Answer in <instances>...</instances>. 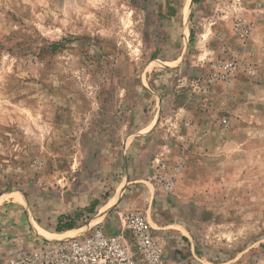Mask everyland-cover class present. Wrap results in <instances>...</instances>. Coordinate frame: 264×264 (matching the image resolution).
Instances as JSON below:
<instances>
[{
    "label": "rangeland",
    "instance_id": "obj_1",
    "mask_svg": "<svg viewBox=\"0 0 264 264\" xmlns=\"http://www.w3.org/2000/svg\"><path fill=\"white\" fill-rule=\"evenodd\" d=\"M187 1L0 0V264L114 195L176 264H264V0Z\"/></svg>",
    "mask_w": 264,
    "mask_h": 264
},
{
    "label": "built area",
    "instance_id": "obj_2",
    "mask_svg": "<svg viewBox=\"0 0 264 264\" xmlns=\"http://www.w3.org/2000/svg\"><path fill=\"white\" fill-rule=\"evenodd\" d=\"M236 27L242 28V23ZM157 185L171 191L175 175L165 161L158 163ZM121 225L99 223L82 235L62 240H40L9 256L6 264H172L166 244L149 217L138 210L121 214Z\"/></svg>",
    "mask_w": 264,
    "mask_h": 264
},
{
    "label": "crops",
    "instance_id": "obj_3",
    "mask_svg": "<svg viewBox=\"0 0 264 264\" xmlns=\"http://www.w3.org/2000/svg\"><path fill=\"white\" fill-rule=\"evenodd\" d=\"M190 31H188L187 30V32L185 33V39H189V36H190ZM164 192V191H163ZM166 193V192H165ZM115 196V195H114ZM114 196H112V197H114ZM112 197L107 201V202H105L104 204H101V206H100V208H99V210H98V212H97V214L94 216V218H92L91 220H90V222L89 223H87L86 225H81V224H76L73 228H70V229H65V230H62V231H57V227L54 229V230H52V229H47V228H45V230H47L49 233H51V237H46V236H43L42 235V237H39L38 238V240L40 241V240H62V239H67V238H72V237H76V236H79V235H82V234H84L85 232H88L89 230H91L95 225H97L98 224V220H99V223L101 222L100 220H104V218H105V216H106V214H108V212L113 208V206L115 205V203L117 202V198H116V201L115 202H113L109 207H107V209L105 210V212H104V214L102 215V216H100V217H98V214H99V211H100V209H101V207L102 206H104L106 203H108L111 199H112ZM24 203H22L21 202V205L19 206L23 211H24V205H23ZM25 210H26V208H25ZM142 210V209H141ZM143 213H145L149 218H150V220H151V223H152V225H153V227L155 228L154 230H155V232L158 234V233H160L158 230H163L161 233H168V238H170L171 236L169 235V233L170 232H173V233H175V236L176 237H178V244H182L181 243V238L179 239V237H181V236H184V230H185V228H183L182 226H180V225H178V224H174V223H169V224H167L166 222H163V221H160V220H156V217L154 216V214H153V212H152V208H151V206H148V208L146 209V210H143ZM60 219V218H59ZM19 220L20 221H22V217L21 218H19ZM95 222H97V223H95ZM58 223H59V221H58ZM92 224H94V225H92ZM92 225V226H91ZM91 226V227H90ZM110 226V225H109ZM170 226H172V227H170ZM110 227H112V228H116V225H111ZM169 228V229H168ZM170 228H172L171 229V231H170ZM19 230V229H18ZM70 232H73V233H70ZM2 239V238H1ZM4 239H5V237H4ZM12 241V240H11ZM38 242V241H37ZM36 242V243H37ZM165 242V241H164ZM32 244H35V242H31ZM30 243V244H31ZM26 244V243H25ZM166 244V253H167V257H168V259H169V261L171 262V263H175L176 264V260L174 261L173 259H172V257H170V246H167V243H165ZM27 245V244H26Z\"/></svg>",
    "mask_w": 264,
    "mask_h": 264
},
{
    "label": "bare ground",
    "instance_id": "obj_4",
    "mask_svg": "<svg viewBox=\"0 0 264 264\" xmlns=\"http://www.w3.org/2000/svg\"><path fill=\"white\" fill-rule=\"evenodd\" d=\"M190 2L191 0H188L186 5H185V9H184V13L185 15L188 14L189 12V6H190ZM16 199L20 200V201H23V197L19 194V193H13L12 194ZM116 198L117 196L115 195V197H113L108 203H106L104 206L101 207L100 211H99V214H98V217L102 216L105 212V210L107 209V207H109L113 202L116 201ZM37 231L43 235V236H46V237H51V233H49L47 230H45L44 228H42L41 226L37 225ZM70 233H73V232H70Z\"/></svg>",
    "mask_w": 264,
    "mask_h": 264
},
{
    "label": "trees",
    "instance_id": "obj_5",
    "mask_svg": "<svg viewBox=\"0 0 264 264\" xmlns=\"http://www.w3.org/2000/svg\"><path fill=\"white\" fill-rule=\"evenodd\" d=\"M197 0H194L196 2ZM194 31L191 30V39H193ZM97 205V202L93 204V207ZM81 214H77L76 217H68V216H62L60 217L59 224L57 226V231H62L65 229L73 228L77 224V219L80 218Z\"/></svg>",
    "mask_w": 264,
    "mask_h": 264
}]
</instances>
